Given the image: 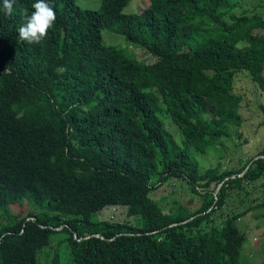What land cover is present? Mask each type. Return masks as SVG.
<instances>
[{"label": "trees", "instance_id": "obj_1", "mask_svg": "<svg viewBox=\"0 0 264 264\" xmlns=\"http://www.w3.org/2000/svg\"><path fill=\"white\" fill-rule=\"evenodd\" d=\"M77 1L50 0L54 27L28 44L18 28L36 0H16L11 16L0 0V264H43L52 246L45 264H241L237 222L264 215V201L214 214L264 178V151L228 170L198 155L243 123L238 73L264 90V17L237 13L242 0H150L140 13L124 12L132 0ZM105 31L127 46L107 44ZM171 179L199 207L165 211L152 193ZM24 203L27 216L13 209ZM109 207L135 222L101 220Z\"/></svg>", "mask_w": 264, "mask_h": 264}, {"label": "rangeland", "instance_id": "obj_2", "mask_svg": "<svg viewBox=\"0 0 264 264\" xmlns=\"http://www.w3.org/2000/svg\"><path fill=\"white\" fill-rule=\"evenodd\" d=\"M150 0H132L125 9L126 13H140L149 4ZM77 5L90 10H99L102 0H78ZM237 13L248 12L250 15L259 14L264 17V0H242L238 6ZM109 37H108V36ZM108 38V41L106 39ZM105 42L109 45L121 46L125 48L127 44L120 35L104 32ZM132 49V48H130ZM135 56L140 60L147 61L148 64L154 63L155 58L146 51L134 49ZM235 92L242 96L243 102L241 115L243 123L239 127L231 129V138L227 139L222 145H217L206 155H198L200 164L205 168L221 166L222 170L233 169L243 166L247 160L258 158L257 156L264 151V90L253 81V78L246 72L238 73L236 76ZM169 130L180 143L183 135L178 127L168 119ZM152 197L161 207L168 211L175 205V202L189 203L193 201V207H199L202 198L191 191L181 179H171L162 186H158ZM245 193L230 191L226 205L216 211L214 219L225 220L229 216L242 213L246 208L256 206L264 201V178L257 183L248 184L243 190ZM216 194L219 190L215 191ZM13 209L16 213L27 216L32 207L28 203L15 205ZM264 210V209H263ZM101 220L112 222L134 223L135 220L127 215L125 207H109L99 213ZM238 226L247 234V242L244 244L241 253V264H261L264 262V215L262 210H255L245 215L237 222ZM55 246L48 247L46 258L43 264L50 262L54 255ZM40 259V257H39ZM39 263L42 264L41 259Z\"/></svg>", "mask_w": 264, "mask_h": 264}, {"label": "clouds", "instance_id": "obj_3", "mask_svg": "<svg viewBox=\"0 0 264 264\" xmlns=\"http://www.w3.org/2000/svg\"><path fill=\"white\" fill-rule=\"evenodd\" d=\"M15 3L16 0H3V9L7 15L13 14ZM32 8L34 11L30 15L27 9L22 12L24 21L18 28V38L28 44H39L54 27L56 12L50 0H36ZM63 70L60 69V71Z\"/></svg>", "mask_w": 264, "mask_h": 264}, {"label": "water", "instance_id": "obj_4", "mask_svg": "<svg viewBox=\"0 0 264 264\" xmlns=\"http://www.w3.org/2000/svg\"><path fill=\"white\" fill-rule=\"evenodd\" d=\"M256 159H258V158H256ZM256 159H255V160H256Z\"/></svg>", "mask_w": 264, "mask_h": 264}]
</instances>
